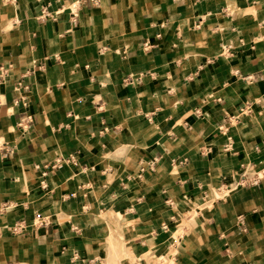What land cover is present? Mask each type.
<instances>
[{"label": "crops", "instance_id": "1", "mask_svg": "<svg viewBox=\"0 0 264 264\" xmlns=\"http://www.w3.org/2000/svg\"><path fill=\"white\" fill-rule=\"evenodd\" d=\"M262 169L264 0H0V264H264Z\"/></svg>", "mask_w": 264, "mask_h": 264}, {"label": "rangeland", "instance_id": "2", "mask_svg": "<svg viewBox=\"0 0 264 264\" xmlns=\"http://www.w3.org/2000/svg\"><path fill=\"white\" fill-rule=\"evenodd\" d=\"M247 104H249L248 102L243 106V107H245ZM251 104V103H250ZM244 112H247V111H244ZM249 113V112H248ZM241 114H242V111H241ZM255 172H264V169H262L261 171H257V170H250L249 171V176L250 177H253V175L255 174ZM220 193L222 194V191H220ZM223 196V195H222ZM221 196V197H222ZM196 214H195V212L194 211H191V214H190V216L191 217H193V216H195ZM177 234H179V233H177ZM157 257H155L153 254H147L146 256H144L143 257V260H144V262H146L147 264H169V262H168V260H167V258H159V260H158V258L156 259ZM157 261V262H156Z\"/></svg>", "mask_w": 264, "mask_h": 264}, {"label": "built area", "instance_id": "3", "mask_svg": "<svg viewBox=\"0 0 264 264\" xmlns=\"http://www.w3.org/2000/svg\"><path fill=\"white\" fill-rule=\"evenodd\" d=\"M252 107H253V104H250V103L247 104L245 107H243L242 114L244 113V111L251 112ZM261 173H262V175H261ZM263 178H264V172H255V176H254L252 182L257 183L258 181L262 180ZM163 229H165V227H163Z\"/></svg>", "mask_w": 264, "mask_h": 264}]
</instances>
